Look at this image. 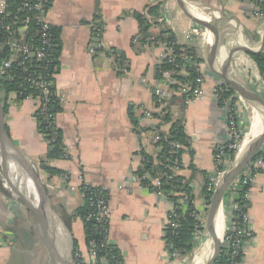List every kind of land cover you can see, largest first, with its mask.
I'll list each match as a JSON object with an SVG mask.
<instances>
[{
  "label": "crops",
  "instance_id": "crops-1",
  "mask_svg": "<svg viewBox=\"0 0 264 264\" xmlns=\"http://www.w3.org/2000/svg\"><path fill=\"white\" fill-rule=\"evenodd\" d=\"M252 1L50 0L46 20L57 32L58 41L53 87L60 111L55 124L62 133L66 156L48 160L46 166L59 173L40 169L49 148L36 125V100L18 101L15 93L0 94V100L5 130L16 150V166L41 193L51 208L47 214L68 231L72 246L75 241L76 252L85 263L90 261L83 222L80 218L70 220L84 203L80 192L83 186L107 193V240L118 250L123 264L207 262L205 234L203 240L195 241L187 256L170 257L164 230L172 204L143 186V176L138 174L144 164L140 153L155 158L160 148L153 132L165 135L173 124L163 125L155 109L154 90L162 77L160 58L165 32L182 47L192 49L203 71L202 98L186 103L185 97H175L174 105L189 143L180 155L183 168L178 175L190 186L197 213L205 211L203 192L213 176L214 153L227 141L225 113L212 95L221 83L214 74L216 63H220V70L228 66L229 74L236 71L233 79L264 100V78L256 72L254 62L247 63L250 52L264 46V15L261 19L254 15ZM155 6L160 14L149 13ZM138 16H142L144 24ZM159 17L161 26L156 24ZM211 23L219 38L214 61L210 53V48L213 55L215 52L214 37L193 35L189 29L203 30ZM96 25L102 31L103 50L92 53V28ZM112 51L121 55L119 62L113 59ZM237 107L238 126L243 135L247 132L245 136L251 130L253 117L258 116L257 138L264 130V109L252 115L242 106ZM245 113L251 114L250 123L246 124ZM249 150L251 143L245 148ZM249 164L254 181L249 187L247 211L253 239L239 264H264V156ZM63 174L69 178L67 184L58 180ZM231 198L223 195L218 209L222 213V235L229 221ZM29 217L0 190V264H8L10 257L25 255V249H31L28 230L34 218ZM217 229L216 214L215 240ZM54 235L59 255L65 260L68 241L63 232L56 231Z\"/></svg>",
  "mask_w": 264,
  "mask_h": 264
},
{
  "label": "built area",
  "instance_id": "built-area-1",
  "mask_svg": "<svg viewBox=\"0 0 264 264\" xmlns=\"http://www.w3.org/2000/svg\"><path fill=\"white\" fill-rule=\"evenodd\" d=\"M8 0H0V16H10V12L7 11ZM150 3H154V0H149ZM254 5V15L261 19L264 15V0H253ZM50 7L49 0H31L24 1L21 6L17 9L18 12L32 13L33 19L35 21L36 29L34 31V36L27 42L23 41L24 33L28 30V19L20 20L17 17H12L10 20L11 25L17 27L19 33V40L15 38H9L7 43L11 49L10 57L5 60L0 66V78L10 71L12 66H16V70L20 73L18 78L21 80V85H26L27 88L20 91L23 94L28 89L36 90L39 97H33L32 94L26 95L23 99H34L37 102V111L43 108V103L47 101L49 94V88L53 85L54 74H46L50 63L52 62L50 49L52 47L53 37L51 35V26L48 24L46 18L48 10ZM160 14V9L158 10ZM162 19L159 17L156 20V24L162 25ZM10 25L1 24L0 30L10 35ZM194 28V27H193ZM161 30L162 27H161ZM198 30V29H197ZM204 30V29H203ZM93 37L90 44V52L96 53L103 50L102 46V31L97 25L92 28ZM202 31V30H199ZM193 34V33H192ZM194 35V34H193ZM208 36V35H202ZM162 48L163 53L160 58V65H167L170 67L169 70H161V82L155 86L154 96L156 111L159 114L161 123L167 124L165 118L169 119L168 123L173 124L178 120V112L174 104L167 106L168 100L173 97H185V102L199 100L203 96V71L200 67L198 61H193L192 58H188L184 53V50H176V47L182 45L177 42L171 41L169 36L164 32L162 33ZM208 41V38L206 37ZM0 47L3 45L0 42ZM112 57L114 60L119 62L122 58L118 52L112 51ZM192 68L196 71V77L192 84L190 82H181L176 79L177 76L186 75V70ZM256 72L258 73V68L256 67ZM260 74V73H259ZM264 76V75H263ZM261 78H264L260 76ZM10 78H15V74H12ZM226 92L225 87L220 83L213 90V98L217 104L224 110L226 128H227V141L224 145L218 146L215 150L213 161H214V172L213 176L209 179L206 184V193L209 200L205 204V211L202 213H194L193 217L197 222L199 228L194 234V240L200 242L204 238V224L206 218V212L210 204V200L215 189V184L220 177H222L228 164L232 162L234 158L238 156V149L243 138V133L239 128L237 122L238 119V107L241 106L237 100L235 103L232 102L233 96L224 97ZM16 95V94H15ZM57 96V95H56ZM35 113V114H36ZM146 114V113H145ZM149 116V114H146ZM55 120V119H54ZM170 131L165 134L169 135ZM153 137L156 142L162 140L161 134L156 131L153 132ZM245 137V136H244ZM188 140L186 139L183 143H178L175 141L169 142L170 152L169 154L174 155L177 152H184L188 148ZM171 162L170 170L174 175H178L183 168L180 159L175 158V160H168ZM251 166L248 164L244 170L241 172L239 177L235 180L229 188V193L231 198V208L230 216L225 231L222 235L220 242V249L223 248L228 252L229 257L233 260L230 264H239L244 249L253 239V233L250 229V218L248 215V192L249 187L254 181V174L251 171ZM149 179V185L144 184L143 186L151 191L153 188H157L160 185V181L157 178H151L150 174L144 175L141 180L142 182ZM58 180L62 184L68 183V176L63 174L58 176ZM153 191V190H152ZM238 191L242 192V200L245 205L238 206L233 200L238 197ZM81 194L83 201L85 200L94 208V214L96 221L101 225V233L103 234L102 246L110 244L107 240L108 234V223H107V201L108 195L106 192L100 189L83 186L81 188ZM157 196L166 198L161 192L155 191ZM181 196V195H180ZM182 199L179 200V204H186V198L181 196ZM170 202L169 199L166 198ZM172 210L166 218V226L170 228H176L175 223L170 220V215ZM222 205V202H221ZM221 205L219 206L221 208ZM107 224V227H106ZM165 226V227H166ZM89 263H85L79 254L75 253V258L80 260V264H104L103 259L97 257L95 250H89ZM170 257L172 259L180 258V254L177 251L170 252ZM235 260V261H234ZM237 260V261H236ZM74 264V262H73Z\"/></svg>",
  "mask_w": 264,
  "mask_h": 264
},
{
  "label": "trees",
  "instance_id": "trees-1",
  "mask_svg": "<svg viewBox=\"0 0 264 264\" xmlns=\"http://www.w3.org/2000/svg\"><path fill=\"white\" fill-rule=\"evenodd\" d=\"M24 1L31 0H8L7 11L10 12V16H0V26L1 24L10 25V35L0 30V42L3 47H0V66L1 64L7 60L11 55L10 46L7 44L9 42V38H15L19 40V33L17 27L12 26L10 20L12 17H17L20 20L28 19V30L24 33L23 41L27 42L34 36V31L37 28L35 25V21L33 19L32 13H23L18 12L19 6ZM50 1V0H49ZM159 8L155 6L149 10V13L155 14L158 13ZM138 19H141V24H144L142 16H138ZM51 35L53 37L52 47L50 49V55L52 62L48 68L46 74H55L56 72V58L58 54V41H57V32L51 27ZM171 41L175 40L173 37H170ZM184 49V53L188 58H192L193 61H198L194 52L191 48L187 47H176V50ZM254 58V63L258 68V71L262 77H264V51L259 54L252 55ZM16 66H12L10 71L0 78V92L7 96L10 93H15L18 101H22L26 95L32 94L33 97H39L40 94L37 93L36 90L28 89L23 94H20V91L27 88L26 85H21V80L18 78L20 73L19 70H16ZM170 67L167 65L162 66V70H169ZM12 74H15V78H10ZM196 77V71L192 68H188L186 70V75L177 76L176 79L181 82H192ZM53 81V80H52ZM49 96L47 101L43 103V108L35 114L36 125L39 133L44 137V139L48 143V153L46 157L40 162V169L49 173V174H57L58 171L51 169L46 166V162L48 160L54 159H64L66 156L65 148L62 142V133L56 127L55 118L60 111V100L56 96L55 89L52 87L49 88ZM232 96L229 92L224 93V97ZM181 99V98H180ZM182 100V99H181ZM236 99L233 98L232 102L235 103ZM177 102V98L173 97L168 100V104L172 105ZM132 118V117H130ZM135 124V120L131 119ZM169 121L166 117L165 122ZM7 131V130H6ZM187 138L183 133V128L181 123L177 121L172 124L169 135H162V140L158 142L157 146H159L160 151L159 154L154 158L147 155L145 152H141V158L143 160V167L138 171L140 176L150 174L151 178H157L160 181V185L157 188L151 189V191L161 192L170 202L173 203V211L170 215V220L175 223L176 228H170L169 226L165 227V242L167 245V250L169 252L177 251L180 256H187L192 252L195 246L194 234L198 230L199 226L195 221L193 214L197 212L193 205L194 196L191 193L190 186L184 181L182 177L179 175H174L170 170L171 162L168 160H175V158H180L181 152H177V154L171 155L169 142L175 141L178 143L185 142ZM264 156V149L254 158V160ZM149 179L143 181V184L149 185ZM0 190L3 192L2 187L0 186ZM204 196H205V204L209 200L206 193V186L204 187ZM186 198V204H179V200L182 199L181 196ZM242 192L238 191V197L233 201L238 205H245L242 200ZM224 197L228 199L230 197V193L226 192ZM19 198V197H18ZM20 199V198H19ZM23 201V200H22ZM28 203L27 201H25ZM94 214V208L90 206V204L85 200L83 205L76 209L71 216L70 220L75 218H80L83 222L84 226V235L86 239V246L89 250H95L97 257L99 259L104 260V264H123L122 258L118 250L111 244L102 246L103 242V234L101 233L100 224L96 221L95 217L92 216ZM107 227V224H106ZM76 253V243L73 241V262L74 264H80L79 261L75 258ZM233 260L229 257L228 252L223 248L220 249V252L216 258L214 264H230ZM235 261V260H234ZM237 261V260H236Z\"/></svg>",
  "mask_w": 264,
  "mask_h": 264
},
{
  "label": "water",
  "instance_id": "water-1",
  "mask_svg": "<svg viewBox=\"0 0 264 264\" xmlns=\"http://www.w3.org/2000/svg\"><path fill=\"white\" fill-rule=\"evenodd\" d=\"M193 18V17H191ZM191 33L195 35H212L215 39V52L211 55L212 60H215L217 48H218V34L214 28L210 29L207 26L204 30L199 31L193 27L189 28ZM264 49L262 46L259 50L250 52L247 63H253L254 58L252 55L259 54ZM214 74L220 79L221 84L225 87L240 105L248 110L252 115L256 110L264 109V100L257 94L251 91H243L234 82V75L237 73L234 71L230 74L225 70H220V63H216ZM264 146V130L260 132L256 145L243 156H237L228 165L222 177L218 179L215 184L209 207L206 212L204 234L208 247V260L206 264H214L216 258L220 252V244L216 245L215 235L213 230L214 219L217 211L220 208L222 198L228 187L232 182L241 174L244 168L253 161V159L261 152ZM15 148L8 139V135L5 130L4 124V105L3 100H0V169H1V187L6 198L13 204L18 210L22 211L28 216L35 219L37 226L44 228L49 236V242L46 245L42 242L46 248L49 264H73V246L68 231L63 225L56 219L47 214L44 210V204L40 203L37 206L26 203L18 198L17 184L14 176V169L17 164V157L15 156ZM59 231L63 232L65 238L68 241L66 258L62 259L59 255V251L56 247L54 233ZM42 241V240H41Z\"/></svg>",
  "mask_w": 264,
  "mask_h": 264
},
{
  "label": "bare ground",
  "instance_id": "bare-ground-1",
  "mask_svg": "<svg viewBox=\"0 0 264 264\" xmlns=\"http://www.w3.org/2000/svg\"><path fill=\"white\" fill-rule=\"evenodd\" d=\"M208 28L212 29L213 23H211ZM208 40H209V42H211L210 39H208ZM210 53H211V55H213L211 48H210ZM234 82L243 91H250L249 88L244 87L243 85H241L237 81L234 80ZM257 126H258V116L255 115L251 121V130H250L249 134L247 136H245L244 140L242 141V143L239 146V149H238L239 157L243 156L244 154H246L247 152L250 151V150L245 151V148L249 143H251V149L256 145V143L258 141V137L256 138V135H257L256 127ZM14 174H15V179H16V184H17L16 185L17 186V194L21 200H23L24 202L27 201L29 204H32L33 206H37L38 204L42 203V204H44V210H46V211L51 209L49 207V205L46 203V201L44 200V198L42 197L41 193L37 190V188L34 189L33 182L30 179H28L24 175V173H22L20 171L19 167H17V166L15 167ZM217 217H218V229H217V238L215 241H216V245H219L221 242L222 229H223L222 228L223 227L222 226V213L220 210H218V212H217ZM41 234L43 235L42 236L43 242L45 244H46V242H49V236L47 234V231L44 228H42Z\"/></svg>",
  "mask_w": 264,
  "mask_h": 264
},
{
  "label": "rangeland",
  "instance_id": "rangeland-1",
  "mask_svg": "<svg viewBox=\"0 0 264 264\" xmlns=\"http://www.w3.org/2000/svg\"><path fill=\"white\" fill-rule=\"evenodd\" d=\"M0 94H2L0 92ZM246 112V111H245ZM245 120L246 124L247 122L250 123L251 121V114L250 113H245ZM249 125V124H248ZM247 134V132L244 134V136ZM243 136V138H244ZM33 217H29V220H32ZM28 219V218H27ZM19 224L22 223V220L19 219L18 221ZM32 225L30 229L28 230V234L30 233L31 235V249L26 250L25 255H21L18 257L13 256L10 257L8 264H49L48 262V255L46 248L44 246L43 242V235L41 234L42 228L40 226H37L36 221L34 219L32 220ZM42 240V241H41ZM48 242H46V245Z\"/></svg>",
  "mask_w": 264,
  "mask_h": 264
}]
</instances>
